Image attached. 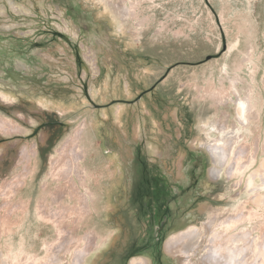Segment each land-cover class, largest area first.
Segmentation results:
<instances>
[{
	"label": "rangeland",
	"instance_id": "obj_1",
	"mask_svg": "<svg viewBox=\"0 0 264 264\" xmlns=\"http://www.w3.org/2000/svg\"><path fill=\"white\" fill-rule=\"evenodd\" d=\"M115 1L0 0V115L16 125L0 131V228L15 226L14 208L26 213L34 204L44 208L43 203L71 200V181L58 178L52 164L78 119L94 115L97 136L88 123L86 143L115 160V169L109 168L111 179L118 180L112 197L117 207L109 222L119 226L121 237L115 246L101 248L104 255L93 253L92 263L142 258L148 264H184L179 253L165 249L169 237L189 226L207 235L219 211L228 215L244 193V178L229 176L228 166L212 172L215 163L202 145L203 125L217 112V95H233L236 72L242 77L236 88L251 81L260 110L252 132L243 130L244 141L250 145L260 134L264 144V0H142L136 34ZM248 55L255 69L251 76L244 63ZM229 104L233 116L235 106ZM87 163L99 171L94 156ZM31 179L32 198L22 197L20 190ZM97 188L95 205L102 203ZM250 209L245 204L239 218L253 228L261 218L245 221ZM181 212L189 221L166 233V221ZM24 217L21 223L32 230V214ZM85 219L101 228L92 213ZM85 225L73 227L85 235ZM38 229L49 241L59 236L56 228ZM204 236L197 238L205 241ZM37 250L45 252L42 245ZM196 261L201 264L199 257ZM0 264H9L1 246Z\"/></svg>",
	"mask_w": 264,
	"mask_h": 264
},
{
	"label": "bare ground",
	"instance_id": "obj_2",
	"mask_svg": "<svg viewBox=\"0 0 264 264\" xmlns=\"http://www.w3.org/2000/svg\"><path fill=\"white\" fill-rule=\"evenodd\" d=\"M141 3L142 0H117L113 2L117 13L124 20L132 23L135 34L142 26L138 17ZM251 62L250 56H246L244 63L245 67L249 68L250 76L255 73L254 66L249 65ZM241 79L239 72H236L234 78L231 79L234 90L233 95H229V97H221V94L217 95L214 105L217 112L203 125L204 128L206 127L203 133H205L207 140H202V145H208L207 149L210 151L212 160L215 163L212 172L219 171L218 167L228 166L229 176L241 175L244 178V193L243 196L237 197L238 205L226 211L229 213L228 215L223 211H219V214H221L220 221L218 220L216 226L209 232L206 231L207 235L203 234L199 228L189 226L169 237L165 243V249L171 254L179 253L180 257L184 259V264H197L196 259L198 257L201 264H217L220 260L222 261L221 264H264V144H259L260 134H258L256 135L257 140L252 141L253 144L251 142L249 145L244 141L246 136L243 133L244 129H249L252 132L253 121L260 117V110L257 92L251 81L247 80L244 86L236 88V85L242 81ZM231 102L236 110V114L233 116L226 108L230 106L229 103ZM102 115L106 116L105 113ZM5 116L0 115V131L5 132L16 128L15 122ZM15 117L17 118V116ZM120 117L119 114H116L115 120L117 123H120ZM88 123L91 124L94 135L97 136L95 128L98 125V120L94 115H88L82 120L78 119L75 128L70 134L68 133L67 139H64L66 141L63 146L59 147L58 157L52 164L53 172L58 174V178L62 177L71 181L72 189L67 193L71 200L64 203L61 199H57L51 205L48 204L50 207L45 206L43 203L44 208H41L42 205L34 204L32 211L29 207L26 213H21L17 210L18 208H14L17 217L15 226L7 223L6 225L2 224L3 226L0 228V246L3 248V253L9 264H90V262L92 263L91 256L93 253H95V257L104 255L101 248H104L107 244H114L121 237V233L118 231L119 226L115 225L113 228L109 222L113 211L117 207L112 197L117 192L118 180L111 179L113 174L109 168L110 165L115 169V160L104 153L102 149L94 147L95 145L93 148L87 146L86 139H88L90 133ZM18 124L20 125V123ZM134 132L137 134L140 132L139 122L135 124ZM89 148H92L93 152ZM31 154L36 155L37 151L33 148ZM91 156H94L100 163L98 172L88 167L87 161ZM38 165V163H35L34 170ZM29 181L25 183L20 192L22 197L30 199L32 198L33 182L32 179ZM97 187H100L98 195L102 199V203L95 205L94 191L98 190ZM53 192H51L52 199H55L58 192ZM247 203L251 204V209L248 210V214L243 219L251 223L254 219L261 218L259 224L253 226V228H250L252 225L248 223L243 225L244 223H241L242 217L239 218L241 208ZM100 207L103 209L101 210ZM90 213L93 214L94 220L101 223L100 229L86 224L85 217ZM30 214H32V221L36 224L34 230H31V226L28 227L25 223H21L22 218L24 216V219H26V216L29 218ZM181 218L182 225H185L190 219L187 215H183ZM75 223L80 226L87 225L85 235L77 234L76 227H73ZM40 225L44 226L45 229L46 227L49 229L56 228L58 238L49 241L48 236L39 237L37 230H39ZM235 225L242 226L236 231L238 227L234 228ZM254 230H256V233H254ZM201 234L205 235V241L203 237L197 238ZM198 242L200 243L198 244ZM39 245H42L45 250L43 254L37 250ZM203 250L206 253H202ZM251 257L254 261H251ZM249 259L250 261H248ZM147 260L135 258L131 264H148Z\"/></svg>",
	"mask_w": 264,
	"mask_h": 264
},
{
	"label": "flooded vegetation",
	"instance_id": "obj_3",
	"mask_svg": "<svg viewBox=\"0 0 264 264\" xmlns=\"http://www.w3.org/2000/svg\"><path fill=\"white\" fill-rule=\"evenodd\" d=\"M141 200V199H139ZM184 214H182V212L180 214H177L176 216L172 217L170 220H168V222L166 221V226H165V232L166 233H169V231H171V229H175L177 228L178 226L182 225V221L184 219V217L181 218V216H183ZM181 218V220H180ZM180 220V221H179ZM141 246H136V250L137 249H140ZM160 256H163V254H161V252L159 253ZM160 260H161V257H160Z\"/></svg>",
	"mask_w": 264,
	"mask_h": 264
}]
</instances>
